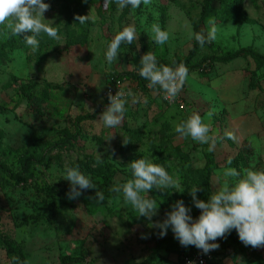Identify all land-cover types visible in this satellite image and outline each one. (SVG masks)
Segmentation results:
<instances>
[{"label": "rangeland", "instance_id": "1", "mask_svg": "<svg viewBox=\"0 0 264 264\" xmlns=\"http://www.w3.org/2000/svg\"><path fill=\"white\" fill-rule=\"evenodd\" d=\"M205 2L151 0L137 9H120L115 0H49L44 18L53 22L61 39L41 33L36 51L23 40L31 33L11 36L0 27V163L20 172L29 161L21 179L0 171V231L21 244L25 264H66L63 259L68 264H142L154 255L151 264H176L183 246L171 227L161 237V229L149 224L163 222L178 200L197 219L200 209L189 190L199 185L197 199L207 202L224 167L264 169V63L250 55L216 60L247 47L264 55V0H238L234 10L224 9L219 0L211 3L212 14L200 30L206 34L214 20L219 31L187 65L185 110L169 104L144 80L140 85L135 81L147 52L156 56L158 66L189 56L196 44L189 33L196 32ZM77 16L90 19L80 24ZM154 23L169 33L164 45L153 42ZM126 26L135 28L137 38L131 45L121 44L117 61L109 65L107 45ZM127 73L134 75L125 92L130 89L141 102L133 104L128 97L123 123L105 128L98 119L109 104L108 81ZM211 109L216 111L209 121ZM193 112L210 122L217 136L213 152L218 168L210 188L201 176L209 145L174 130ZM225 131L236 139L226 138ZM69 136L73 141L62 145ZM99 154L102 162L97 163ZM143 157L164 166L184 188L182 193L151 189L148 196L158 204L151 221L138 216L122 194L104 196L101 203L95 195L70 200L66 193L55 202L48 195L49 187L70 183L63 179L65 165L78 164L97 186L109 164L112 188L132 178L128 164ZM218 250V264H264V248L245 246L238 234ZM11 262L0 240V264Z\"/></svg>", "mask_w": 264, "mask_h": 264}, {"label": "clouds", "instance_id": "2", "mask_svg": "<svg viewBox=\"0 0 264 264\" xmlns=\"http://www.w3.org/2000/svg\"><path fill=\"white\" fill-rule=\"evenodd\" d=\"M115 2L120 9L129 6L137 9L141 4H151V0H115ZM49 8L50 5L44 0H0V27L11 36L31 33L24 35L23 40L33 51H36L41 33H46L57 41L61 39L58 29L52 26L53 22L44 18V13ZM89 19V16L76 17L80 24L88 22ZM218 31L215 21L210 20L206 34L189 33V39H195L203 48L206 43H212L217 39ZM150 33L153 42L158 45H164L169 39V33L159 24H152ZM136 38V30L133 26H126L119 31L107 45L105 53L107 63L112 65L117 61L121 44L131 45ZM172 63L176 64L174 60ZM138 74L149 82L147 85L149 89L153 92H162L163 99L172 104L188 79V68L183 63L175 67L158 66L156 56L152 52H147L140 60ZM128 97L132 98L133 104L141 102V98L130 89L125 92L119 88L115 95L109 92V104L100 114L98 122L110 129L120 126L124 121ZM143 103H147L146 97L143 98ZM215 111L211 109L207 112L209 121ZM174 130L181 137H190L199 144H208L209 152L214 150L217 136L212 131L211 123L206 122L199 113L193 112L185 120L177 123ZM224 135L228 139H236L231 131H225ZM110 139L112 134L106 140ZM127 142L125 139V143ZM100 162L102 158L99 154L97 163ZM227 164H232L231 158L228 159ZM128 168L132 178L124 183L114 184L110 191L122 194L124 202L130 205L138 216L146 217L149 221L158 210L156 200L148 196L151 189H171L181 193L184 191L178 179L170 175L164 166L154 163L150 158L134 160L128 164ZM63 179L70 182L67 193L70 200L80 197L82 190L96 189L91 179L81 172L78 164L65 165ZM216 186L207 202L197 199L196 194L201 190L199 185L189 190L195 207L200 209L197 219H193L190 215L191 209L186 207L182 200H178L172 206V210L166 214L163 222H152L149 227L161 229L159 233L161 237L166 235L167 229L171 227L174 237L182 246H195L204 254L217 250L219 244L215 241L224 238L233 229L245 246L264 248V169L256 170L252 167L237 170L234 167H224L218 173ZM95 199L97 203L103 202L104 194L97 190ZM11 264H21L19 257L13 256Z\"/></svg>", "mask_w": 264, "mask_h": 264}, {"label": "trees", "instance_id": "3", "mask_svg": "<svg viewBox=\"0 0 264 264\" xmlns=\"http://www.w3.org/2000/svg\"><path fill=\"white\" fill-rule=\"evenodd\" d=\"M49 0H44V2H47ZM53 1H62V0H53ZM214 0H206L205 5H204V9L202 11L201 17L199 19V21L196 23L195 25V30L196 32H202L200 30V26L202 25V23L204 22V20L210 16L212 14V7H211V3ZM220 5L223 6L224 9L226 10H234L237 7V3L238 0H219ZM144 43L146 46H148L147 41H145L144 39ZM200 49L199 44L196 42L195 47L193 48V50L190 52L189 56L186 59H175L174 61L176 62V64L174 65L171 62V67H175L176 65L183 63L186 67L187 65L191 62V60L194 58V56L196 55V53L198 52V50ZM243 55H250L258 60H260L261 62L264 63V55L256 52L252 47H247L244 49L239 50L238 52L223 58H217L216 60H223V61H231L233 59H236L238 57H241ZM134 74L132 73H127L123 76H116L113 77L111 79H109L108 81V85L112 83L113 79H123L126 76L128 77V79L131 78V76H133ZM140 79L135 78V81L138 83V85H140L139 82H141V80L145 81V85H147L149 82L147 80H145L144 78H142L141 76L139 77ZM127 79V78H126ZM108 87V86H107ZM26 88H30L29 85H26ZM74 139V136H69L68 138H64L61 141V144H68L71 143ZM206 164L204 166V168L201 170V176L202 179L204 181V184L206 185L207 188H210L211 186V181H212V176L214 171L218 168V164L216 161V157L213 151L209 152L206 151ZM29 161H26V164L24 165V167L22 168V170L20 172H14L12 170H10L5 164L0 163V171L6 173L7 175H9L10 177H12L13 179H21L23 178L29 170ZM107 169H106V174L102 177L101 182L99 183V185L96 186V189H88V190H82V198H86L89 196H94L96 194V191H100L104 194V196L106 197H111L113 196L115 193L110 191V187L112 185L113 182V170L111 165L107 164L106 165ZM70 189V183H67L63 186L61 185H54L48 188V195L50 197V199L55 202L56 198L59 196H62L66 193H68ZM236 234H238L236 232L235 229L231 230L230 233L226 234V236L224 238H218V244H219V248L220 249L223 245L224 242H226L227 240H229L232 236H235ZM0 240L3 242L4 247L7 251V254L10 257V260L12 261V257L16 256L19 257V260L21 262V264H25L26 263V253L23 249V247L21 246V244L17 241H15L14 239L4 235L1 231H0ZM217 249L216 253H215V260L214 262H211L209 264H218L220 259L222 258L221 255H218L219 250ZM195 250H198L195 246H187V247H182L180 254L178 256L177 259V263L176 264H182L183 258L185 255L187 254H191V252H194ZM225 252V251H223ZM222 254V253H221ZM232 254V253H231ZM225 255L227 256V254L225 253ZM155 255L152 257L147 258L142 264H151V262L154 260ZM70 262L69 259H63V263L68 264Z\"/></svg>", "mask_w": 264, "mask_h": 264}, {"label": "built area", "instance_id": "4", "mask_svg": "<svg viewBox=\"0 0 264 264\" xmlns=\"http://www.w3.org/2000/svg\"><path fill=\"white\" fill-rule=\"evenodd\" d=\"M127 80L130 81L129 79L126 78L113 79L112 83L109 84L107 87V95L109 92L115 95L116 92L119 90V88L125 91ZM173 104L178 105L183 110L186 109L187 105L182 91L179 93L176 101L172 103V105ZM215 243H218V239L215 241ZM216 251L217 250H213L210 251L208 254H204L200 249L195 250L194 252H191V254L189 253L184 256L182 264H209L211 262H214Z\"/></svg>", "mask_w": 264, "mask_h": 264}]
</instances>
